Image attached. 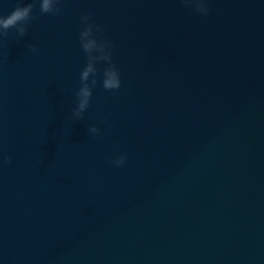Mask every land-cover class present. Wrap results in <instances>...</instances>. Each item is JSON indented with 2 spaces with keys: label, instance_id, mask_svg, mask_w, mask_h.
Listing matches in <instances>:
<instances>
[{
  "label": "water",
  "instance_id": "95a60500",
  "mask_svg": "<svg viewBox=\"0 0 264 264\" xmlns=\"http://www.w3.org/2000/svg\"><path fill=\"white\" fill-rule=\"evenodd\" d=\"M59 6L0 38V264H264V0ZM85 13L122 85L72 123Z\"/></svg>",
  "mask_w": 264,
  "mask_h": 264
},
{
  "label": "clouds",
  "instance_id": "9594fccd",
  "mask_svg": "<svg viewBox=\"0 0 264 264\" xmlns=\"http://www.w3.org/2000/svg\"><path fill=\"white\" fill-rule=\"evenodd\" d=\"M209 0H180V3L195 13L207 15L210 11L208 7ZM61 0H31L24 3V0H18L16 7L7 15H0V38H7L10 30H14L18 37H24L28 32V25L39 18L34 14L36 4L39 5V14L57 15L60 13ZM83 27L79 32V44L85 53V64L80 71V87L75 93L76 104L71 111L70 120L72 123L81 121L89 108L93 88L99 82L106 91H118L121 88V74L119 68L113 61L112 52L114 44L106 37L100 36L103 28L96 25L88 13L81 17ZM27 47L32 52H38L39 49L32 44ZM103 63L102 80L97 77L101 72L98 65ZM88 132L93 136L100 135V129L95 125L89 127ZM127 161V154L122 153L116 156L111 162L119 168ZM0 162L11 164L12 157L0 155Z\"/></svg>",
  "mask_w": 264,
  "mask_h": 264
}]
</instances>
